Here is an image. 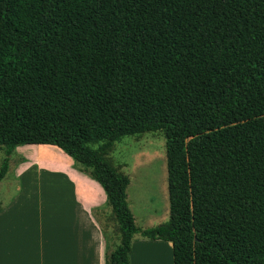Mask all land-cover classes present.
I'll use <instances>...</instances> for the list:
<instances>
[{
  "label": "trees",
  "instance_id": "obj_1",
  "mask_svg": "<svg viewBox=\"0 0 264 264\" xmlns=\"http://www.w3.org/2000/svg\"><path fill=\"white\" fill-rule=\"evenodd\" d=\"M147 133L167 140L170 218L142 230L109 155ZM26 145L103 188L106 264L136 235L174 264H264V0H0V183Z\"/></svg>",
  "mask_w": 264,
  "mask_h": 264
},
{
  "label": "crops",
  "instance_id": "obj_2",
  "mask_svg": "<svg viewBox=\"0 0 264 264\" xmlns=\"http://www.w3.org/2000/svg\"><path fill=\"white\" fill-rule=\"evenodd\" d=\"M64 160L63 172L26 157L18 165L16 193L0 204V264H106L110 244L98 217L111 214L106 193ZM136 258L141 264H174L172 244L133 240L131 264Z\"/></svg>",
  "mask_w": 264,
  "mask_h": 264
},
{
  "label": "rangeland",
  "instance_id": "obj_3",
  "mask_svg": "<svg viewBox=\"0 0 264 264\" xmlns=\"http://www.w3.org/2000/svg\"><path fill=\"white\" fill-rule=\"evenodd\" d=\"M167 140L163 133H147L142 136H127L115 144L109 159L121 172L129 177L127 202L135 219V224L142 230L152 229L165 224L170 218V201L168 192V172L166 158ZM98 146H94L97 148ZM30 158L41 164L48 171L60 172L68 166L64 158L74 160L52 145H26L16 148L10 157L9 171L0 183V204L10 194H15L18 182L14 179L18 165ZM64 157V158H63ZM6 159L4 150H0V169ZM75 163V162H74ZM76 164V163H75ZM79 167L82 165L77 164ZM38 182L40 177H38ZM36 176L32 180L37 179ZM54 184L49 182L48 185ZM103 213V214H102ZM105 212H98V217L109 249H113L120 240L118 226L108 219ZM140 235L135 241L143 240ZM135 264H141L138 258Z\"/></svg>",
  "mask_w": 264,
  "mask_h": 264
}]
</instances>
